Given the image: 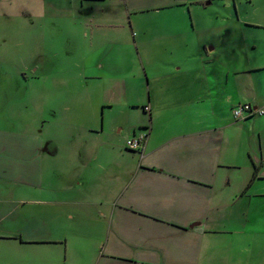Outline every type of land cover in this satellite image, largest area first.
Masks as SVG:
<instances>
[{"label": "crops", "instance_id": "crops-1", "mask_svg": "<svg viewBox=\"0 0 264 264\" xmlns=\"http://www.w3.org/2000/svg\"><path fill=\"white\" fill-rule=\"evenodd\" d=\"M23 16L47 21L34 38L82 36L73 71L100 104L0 120V264H264V0H0V21ZM14 29L3 114L22 79L47 110L56 74L17 72Z\"/></svg>", "mask_w": 264, "mask_h": 264}, {"label": "rangeland", "instance_id": "rangeland-1", "mask_svg": "<svg viewBox=\"0 0 264 264\" xmlns=\"http://www.w3.org/2000/svg\"><path fill=\"white\" fill-rule=\"evenodd\" d=\"M46 23V20L30 18L28 16L16 18L15 22L6 18L0 21V26L2 28H9L10 25H14L15 27L14 31L10 32L11 35H6L7 51L9 52L11 47V52H14L18 46H20L19 48L22 47L19 54L12 53V55L14 54V56L20 57L17 59V61L20 60L17 64V68H19L17 71L18 73H21L25 67L29 68L30 62L34 57H39L40 60L46 61L45 69L49 72L53 71V73L56 74L54 78L44 81L43 83L40 82L37 86H45L53 92L54 96L41 98L44 101L48 98L49 106L47 110H44L45 103L42 101L38 103L37 109H33L32 112L30 108L27 109L28 104L31 105V99L29 95L27 96V94H29V90L27 89L36 87V84L33 85L29 80L23 81L22 79L21 84L16 82L17 85L21 86H13L12 90L14 91L16 88L21 89L20 94L23 96L21 98H15L14 102L8 103L6 114H3L4 107L2 103L4 98H0V120H4L3 118H5L6 120H15L13 123L16 124L29 121L41 125L42 120L45 119L47 114L48 116L53 115V109L56 108L60 110L61 107L68 104L67 100L72 99L70 100L71 102L77 100L75 103H70V106H80L91 109L98 108L100 104L98 97L94 93L95 91L87 94L85 97L82 96V92L86 88H90L87 84L88 80L73 71V69L78 67V58L81 54L80 52L83 50L81 47V45H84L82 36L73 33L75 35L70 38V36L63 32V24H59L60 29L58 31H52V33H50L49 28L52 24L49 22L50 25H46L43 32L39 33V35L34 38L31 28L40 27ZM1 41H3V38L0 33V42ZM68 43L72 44L69 45ZM47 54L50 56L49 59ZM67 92L69 95L72 93L80 95H73V97L69 98L68 95L64 94ZM11 105H14V108H12ZM46 111H48V113H46ZM52 134L63 136L65 132L64 129L60 128L59 130L53 131Z\"/></svg>", "mask_w": 264, "mask_h": 264}, {"label": "built area", "instance_id": "built-area-1", "mask_svg": "<svg viewBox=\"0 0 264 264\" xmlns=\"http://www.w3.org/2000/svg\"><path fill=\"white\" fill-rule=\"evenodd\" d=\"M260 112L263 110L255 108L249 103L238 104L233 108L234 116L237 119L247 118ZM146 136V133L137 134L126 141V146L133 150H141L144 148Z\"/></svg>", "mask_w": 264, "mask_h": 264}, {"label": "trees", "instance_id": "trees-1", "mask_svg": "<svg viewBox=\"0 0 264 264\" xmlns=\"http://www.w3.org/2000/svg\"><path fill=\"white\" fill-rule=\"evenodd\" d=\"M256 171H257V169H256Z\"/></svg>", "mask_w": 264, "mask_h": 264}]
</instances>
